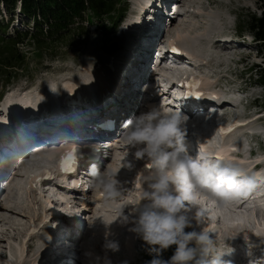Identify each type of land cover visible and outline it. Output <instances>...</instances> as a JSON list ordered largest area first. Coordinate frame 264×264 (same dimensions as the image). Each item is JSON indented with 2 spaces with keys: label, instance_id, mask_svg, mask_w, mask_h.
I'll return each instance as SVG.
<instances>
[{
  "label": "rangeland",
  "instance_id": "rangeland-1",
  "mask_svg": "<svg viewBox=\"0 0 264 264\" xmlns=\"http://www.w3.org/2000/svg\"><path fill=\"white\" fill-rule=\"evenodd\" d=\"M199 1L200 0L196 1L198 3L197 5L198 8L200 5ZM211 1L212 0H205L203 7H208L211 10V12H218L221 10L224 16V19L223 21L217 24L218 28L216 30L212 32H207L206 34L203 35L204 28L201 24L203 23L204 19L202 20L201 18L200 21L202 23L200 21L197 22V24L200 25L199 33L203 35V37L205 38H210L213 36V34L217 35L218 31L221 30L222 32L227 34L226 36H229V35H237V36H230L227 38H220V37L216 38V36H214L213 38L217 40V42L215 43L216 49L211 47V41H210L211 39H209L208 44L211 49L209 51L213 53V58H214V55L216 56L221 55L223 51L225 53H229V55H227L226 57V59H229L227 60L229 61V63L223 66H219L218 63L224 61L223 59L218 60V61L216 60L218 66L214 64L216 62L211 63L210 71L206 69L205 72L207 75H213L211 77H214V79H211L210 77H205L203 75L200 76L201 78L198 79V82L200 83L199 90L205 91L206 93H210V94L221 95L223 93V92L221 93V91L226 92L224 88L222 87H223V83L226 84L227 82L229 84L225 86H228L231 88L235 87V89L233 90H236L237 92H239L240 90H246L248 92H251L252 90V93H253L251 94L253 95L252 99L260 98L259 101L255 103V106L251 104L249 106H246L245 100H244L242 102L241 108H236L232 106H230V108L232 109V113L235 114L233 115L234 118L239 117L240 119L241 117H246V116L252 117L254 114H259L263 116V119L256 118V120L247 121V123L250 122L249 124H247V126L245 125L240 126L238 131L235 130V131L230 132L226 136L224 135L223 140L221 139V135L217 133V130H214V134L218 136L219 142L222 141L220 144L221 148L226 147L225 154H223V156H230L229 160H231V156H234L235 162L242 164L241 166L242 168H248L251 165H254V162H252L253 160L252 159L249 160V156L259 155V157L256 158L254 161H256V163L260 162L264 164V107H263L264 106V91L260 85L250 82V75L252 74V70L258 65H263V62H262L263 58L261 54L259 53V49H258L260 45L256 41H254V37L252 36V33L248 28L249 24H251L250 23L251 19L253 17L255 18L259 17L261 13L263 12L262 10H260L261 8H263L262 0H248V1L247 0H239V1L238 0H216L219 3L216 6L211 4ZM122 3L123 4L116 6V15L122 13L124 17L122 20H120L117 23L118 25L116 28L111 29L112 27L111 17L107 16V17H103L102 19H98L95 16H93L90 19H85L84 22L82 23L85 29L76 30V32H74V34L66 42L59 43V45L56 46L57 48L56 51H54V49H52V51H43V52L40 50L41 56L37 57V54H34L35 48L32 46L31 40L27 39L25 41L26 43L20 45V49L27 56L26 63L28 66H26L22 71L16 72V75L15 73H12V78L10 80L0 81V105L6 103L5 106H6L7 112H10L7 119L12 121L13 124L14 122H16V125H18V126H15L12 124L14 128L10 126L12 128V131L15 132L14 138H16V140L20 139L19 137H21L22 134L24 135L23 139L21 138V142L23 143L25 142L24 139H26V137H36L37 136L36 134L37 132H33L31 130L24 131L21 134V136L17 133L19 128L23 126L22 123H25V124L31 123L33 122L32 118L37 117V116L35 115L30 116V117L25 116V114L30 109L29 107H35V105L25 107L26 105L25 103H23L22 105L18 107L16 106V104H14L16 107V110L14 108L15 111L13 110V112H11L10 111L11 108L10 109L8 108L7 102H9L8 100H12V99L16 100L18 98L20 99L23 98L26 102H27V99H30L31 102L35 101L36 103L35 99L37 97L43 96L46 100L45 103L48 104L47 110L51 111V113H49L48 115L53 113L56 115V118H62V115L66 116L69 112L71 113V111L69 107L67 108L64 105L61 106L58 101L53 99L52 94L62 97V101L68 98H74L73 100H76V102H80L81 100H86L84 102L81 101L80 103L85 106L86 105L88 106V104L89 106H94L93 107L94 109H97V107H100V105L98 104H101L104 100H106L108 103L107 105L108 110H111L114 108L116 109L121 108L120 111H122V113H126V110H123V107L126 108L127 106L125 105L131 101L132 93L131 95H127L125 93L130 92L131 89L133 90V84L137 82V80L144 74L143 71H145V69H148V66H150V63H149L150 55H143V57H141V60L145 59V64L143 63L140 66L137 65L136 66L137 68L131 69L130 74L126 75L128 78L127 81H129L130 85L129 87L121 89V84L118 81L119 80V72H118L119 68L118 67H121V66L119 64L120 62L117 63V59H119L120 61V58L122 57L121 54L123 53L124 45H121L120 43L123 42L125 44V40L127 37V30H125V28L129 27L126 19H127L128 14L131 12L130 5H132V9H135L136 8L135 4L137 3L138 5V3H140V0H125V1L123 0ZM18 11L19 9L17 10V12ZM8 17H9V13L3 7L2 0H0V20L3 18L5 20V18H8ZM13 19H14L15 25H14V28L9 27V31L7 34L8 36H12V33L15 28H18V30L21 29L23 33L28 31L27 26L24 25L23 19H21L20 16H14ZM164 19H165V16H164ZM160 24L161 22H159V25L157 26L158 29H159ZM178 25L179 24H174L172 26H178ZM32 27L33 25L29 26L31 30H32ZM158 33H159L158 34L159 37L153 39L155 41L154 48H157V39L162 37V34H163V32L160 33V31H158ZM138 38H141V37H138ZM165 39L167 40L169 39L168 33L165 36ZM212 45H214V43H212ZM128 47L127 49L125 48L126 50L124 54L128 50ZM240 47H243V48H240ZM218 48H220V50ZM233 48L238 49V52L236 54L229 52ZM156 51L157 49L154 52L155 54H156ZM248 54L250 55V57H246ZM244 55H245L244 57L245 59L241 60L242 56ZM124 56L122 58L121 64H123ZM239 57L241 58L240 59L241 60L240 63H242L241 66L235 62H231L234 58L237 59ZM137 59H139V56H137ZM110 63H112L113 66L110 65ZM140 69H141V72H139ZM227 71L228 73L226 74ZM11 72H14V71H11ZM146 73L149 74V71L147 70ZM226 77L228 78L225 79ZM218 81H220L219 84L222 85L219 88L216 86V83ZM84 84L92 85L95 88V91L91 92L90 94H87L84 89L85 88ZM237 89H240V90H237ZM199 90H196V91L199 92ZM117 92L118 93L122 92V95H119L120 99L118 100L116 97L117 95L115 94ZM232 95L234 96V98L232 96V99H231L232 101H235L236 97H239L236 95L235 91L233 92ZM249 101L247 100L246 103H248ZM116 105H118V108L116 107ZM87 106L85 108H81L82 106H79L78 103H76L74 109H72V112L74 111L76 113L80 111L79 108L85 110V112H83L85 113L83 114L85 120L83 121L82 119V120L75 121L77 125L87 126V123H88L87 117H89V114H90L89 106L88 107ZM222 107L218 106L216 107V109H219V108L222 109ZM43 108L45 107H42V109ZM56 109H59L60 111L57 112ZM46 112H49V111H46ZM13 113H15L14 115L19 114L18 117L17 118L12 117L11 115H13ZM20 113H24V115H20ZM33 113L35 114V111ZM97 113H99V111L96 112L95 115ZM222 117L225 119V122H227V120H231L230 116H222ZM105 120L107 121L108 119H104L103 117V119L99 123L105 122ZM53 121L56 122L55 119H53ZM75 123L73 124L67 123L66 126H64L63 128H68L67 125L73 126ZM46 126L49 129L52 128V126L49 124H46ZM40 128H44V125L43 124L40 125ZM245 131H249L251 132V134L243 136L244 137L243 142L246 144H244L243 151L241 152L240 149L242 147V144L236 143V141H238L237 138L242 137ZM49 132H50L49 130L44 131V133L47 135ZM257 132L260 133V137H261L258 140L256 138ZM29 142H30V139H29ZM252 143H256V146H257L256 149H253ZM25 144L29 145L27 142H25ZM228 144H236L237 147L229 146ZM72 145H75V144H72ZM17 147L18 145H15V148ZM28 149H29L28 146H26V149H24V151H26L27 154L29 151ZM60 150L53 152L56 157H58L59 155H61L62 152L65 151V149H60ZM130 150L132 149H129V150L127 149V151H130ZM116 151H120V153L123 154L122 159H126V160H125V163H121L122 160H119L118 162H120V164H118L117 167L114 166L113 168L111 166L112 168L111 171L113 172L117 171V174H119V176H127L129 180L132 181V183L130 185L129 184H126V185L130 186L129 188L131 189L132 192H134V188H135V190L138 191V194H141L142 186L139 183L140 177L138 175L144 171L143 165L146 164V161L144 159H136L135 156H132V153H133L132 151H130L131 155L126 154V149L125 151L124 150H116ZM219 151L220 153L221 151L223 152L222 149H220ZM47 152H50V151H47ZM238 153H243L241 156H246V157H243L241 158V160H239V158L236 157V154ZM33 154L34 152L30 151L29 155L31 156ZM127 158L129 161H127ZM16 162L17 160H15V157L10 158V162L5 165L8 172L10 171L11 167L15 165L14 163ZM123 166L126 168L122 169ZM15 168H17L16 165H15ZM134 168L137 171L135 172L136 178L135 176L133 177V174H134L133 172H129L130 169H134ZM261 169H264V166H261ZM8 172L6 175H8ZM18 172L20 173V171ZM14 174H15V171L14 173H11V178L19 181V178L15 177ZM46 180L48 179L46 178ZM120 181L121 180H119V185L120 183L122 184V182ZM28 186H29L28 189H26L27 194L24 198V202L26 203V205H29L28 212L26 214L18 213L20 215H18L17 219H15V221L21 224L18 227L20 228L19 230H21L22 235H19L13 238L10 235V233L12 232L9 231L5 233L3 232V230L5 229L0 227V251H1L0 252V264H60V263L63 264L61 260H63L66 263L68 262V264H72L73 262L76 264H98L96 257L97 256L103 257L105 255V251L102 246L104 244L105 237L110 233V230H111L110 227L108 226H103V228L97 227L96 219L94 218L93 214H90L89 217L87 216L88 220H84L85 229L83 231L82 229H80L81 231L80 230L74 231L75 229L68 227V224L70 223L69 222L70 220L68 219V224L66 228H68V230L72 234L75 235V238H78L77 241H80V239L83 240V241L81 240L83 243L80 247L84 248L83 246H85V248H87L88 252L86 254L89 256L90 261L88 260L89 261L88 263L84 261L85 259L82 257L84 256L83 253L80 256V258L82 257L81 259L83 260H75L73 259V257L71 256L69 257V255L67 257L64 256L61 258L60 256H62L63 253L58 254L60 251H56L55 246L57 245V242H55L56 239H54V237L55 236L59 237L61 236V234L63 235L65 232L64 230L61 229L62 227L59 223V218L53 217L54 219L50 218L47 220L45 218V215L49 213V210H52L53 212L58 213L57 212L58 210L56 209L57 206H55L56 201H57V197H55V195L64 194L65 190L60 191L59 189H57L58 190L57 191L55 189L57 187L55 186L54 188L51 187V191L55 193L53 194L54 195L53 198H56L55 204H53L54 205L53 207L54 210H53V208H51L50 206L51 204L50 202L49 203L46 202L44 204H41V203L33 204L35 200L34 189L36 187L37 188L36 190H38V193H39V188H42L41 182L35 183V181H30L28 183ZM133 196L134 195L131 194V196H127V199L129 200L131 199L130 197H133ZM81 197L82 199L87 198V197L83 198V196ZM95 199H96V195L94 192V194L93 193L90 194V198L84 199L85 200L84 202H86V205L90 204L94 208H95V205L101 208V205H100L101 203L97 205L95 202ZM130 201L132 202H130L129 204L128 202H126V204H123L122 206L124 208L125 207L128 208V206H130L131 208L132 204L137 202V200H132V199ZM78 202L81 203L82 201L78 200ZM7 203H10V201L5 203L6 206L8 205ZM1 214L2 212L0 213V215ZM10 214L11 213L9 212V214L7 215L11 217L12 214L11 215ZM91 215L94 218L93 220L90 219ZM102 215H104V213H102ZM105 215H106V218H108L110 222H113V221L115 222V220L118 219V215L117 213H114V211L107 212L105 213ZM187 215H189V217L192 218L193 227L186 228L185 231H192L193 229H195L198 232L201 230L206 231L208 226H211L212 228H215L220 231V232H217L218 237L216 239L218 240H215V245H216L219 239L222 238V247L219 246L217 247L219 248V250L216 249L218 252L220 250L221 252H223L225 239L229 237H233V241L236 244H239V241H237V239L240 238V240L242 239L243 242H246V243L251 242L258 246H264V239L262 238L264 234L263 233L261 235L258 234L257 228L255 226L256 221L262 222L263 220L264 222V218L262 217L256 216L257 219L253 220L254 221L253 223L250 221V223L247 224L248 228L238 229V231L235 230L236 232H231L229 229H226L224 226H220V224L216 226L215 221L217 220H214L213 222H211L212 224L210 223L209 225L207 224L204 225V223H197L195 220V217L194 218L191 217V214L187 213ZM76 218H79L78 214ZM76 218L74 220H76ZM0 220L2 219L0 218ZM49 220L51 221L50 223H49ZM74 220L72 221L75 222ZM10 223L11 224H8V226L6 227L8 230H11V228L14 225L13 224L14 222L13 223L10 222ZM61 223H63V220L61 221ZM99 223L102 224L101 222ZM104 225H106V223ZM116 233L121 235V237L117 235L113 236V240H116L119 243V251L117 252L108 251L107 252L108 257L111 260V264H122V262H125V261L127 262V264H145L146 261L152 258L141 247L143 242L135 238L134 234L131 233L129 230L120 228V232H116ZM86 234H88V236ZM29 239H32V241H30ZM66 239L68 240V238H64V240ZM84 239H86L88 242ZM58 245H60L59 242H58ZM174 247L175 246L163 252L162 254L163 259L167 260L173 255ZM80 261L81 263H79Z\"/></svg>",
  "mask_w": 264,
  "mask_h": 264
},
{
  "label": "clouds",
  "instance_id": "clouds-1",
  "mask_svg": "<svg viewBox=\"0 0 264 264\" xmlns=\"http://www.w3.org/2000/svg\"><path fill=\"white\" fill-rule=\"evenodd\" d=\"M183 120L180 111L159 105L124 121L120 140L127 149H135V158L144 159L146 166L138 175L139 200L127 214L124 208L117 209L118 219L130 224L128 230L143 242L141 247L152 257L145 264H225L208 232L185 231L193 227L187 212L190 206H199L195 220L201 223L206 209L200 195L218 204L247 196L264 185V171L245 170L235 161L203 151L192 157L184 142ZM116 174L93 165L91 185L107 198L118 199L122 190ZM173 246V255L163 259V252ZM102 247L105 255L96 257L98 264H111L107 252L119 251V243L106 238Z\"/></svg>",
  "mask_w": 264,
  "mask_h": 264
},
{
  "label": "bare ground",
  "instance_id": "bare-ground-1",
  "mask_svg": "<svg viewBox=\"0 0 264 264\" xmlns=\"http://www.w3.org/2000/svg\"><path fill=\"white\" fill-rule=\"evenodd\" d=\"M196 1L197 0H195V2ZM204 1L205 0H203V1L200 0L199 1L200 2L199 8L197 7V11H193L194 14H191L190 12H187V13H189V16L181 18V20L178 23L179 24L178 26H172L171 25L172 27L170 29H168V32H167L168 33V37H169L170 40L169 39L168 40L165 39V40L167 41V49H171L172 51H175V53H177V55H179V56H188V55L191 56L192 60H193V63H194L193 65L198 68V70H197L198 73L201 76L203 75L205 77H211L213 75H207L205 70L207 69V70L210 71L211 63L215 62L216 60L217 61L221 60V59L224 60V61L218 63L219 66H223V65H226L227 63H229V61H227L229 59H226V57H227V55H229V53H225V52L222 51L221 54L223 56L214 57L213 58V53H211L209 51L211 49H210V46L208 44V41L211 38H205V37H203V35L206 34L207 32H212V31L216 30L218 28L217 24L219 22L223 21L224 16H223L221 10L218 11V12H211V10L208 7H203V4L205 3ZM211 4L216 6L219 3L216 0L215 1L212 0ZM242 4H243V2H242ZM244 4H245V2H244ZM161 5L162 4H160L159 0H140V3H138V5H137L139 11L137 13L138 14V19H137L136 25L134 27V33H135L134 37L135 38H133V40H131L132 42L129 45L128 50L124 54L125 56H124L123 64L118 69V72H119V80L118 81L121 84V89L129 87L130 84H129V81H127L128 78H127L126 75L130 74L131 69L132 68L133 69L137 68L136 67L137 65L140 66L143 63L145 64V59L141 60V57H143V55H150V57H149L150 65H152L154 60H155V55L156 54L154 52H155L156 48H154L155 47V41L153 39L159 37V35H158L159 34L158 33L159 29H158L157 26L159 25V22L164 21V15L162 13V6ZM196 5H198L197 2H196ZM219 7H221V6H219ZM247 7H248V5H247ZM201 18H202V20L204 19L203 23L200 21ZM199 21L202 23L201 25L204 28L203 35H201L199 33L200 25L197 24V22H199ZM162 32L164 33V31H162ZM226 35H227L226 33H224L221 30H219L218 33H217L216 38L217 37L227 38V37H230V36H237V35H229V36H226ZM138 37H141V38H138ZM214 46L215 45H213V47ZM214 49H216V48L214 47ZM157 52H158V50L156 51V53ZM229 52H231L233 54H236L238 52V49L237 48H233ZM160 54H162V53H160ZM137 56H139V59H137ZM244 57H245V55L242 56L241 60H244L245 59ZM246 57H250V55L248 54ZM147 70L149 71V74L146 73ZM139 72H141V69L139 70ZM143 72H144V74L135 83L140 85L143 81H147V80H144V79H146L149 75H152L151 74V69L149 67H148V69H145V71H143ZM220 81H218L216 83V86L218 88L222 86V85L219 84ZM135 83L133 84V90L131 89L130 92L125 93L127 95H131V93H132V99L128 103L129 104L128 107H130V108H132L131 106L136 105V98L138 96V93H140L139 89H134ZM147 83H150V82H147ZM143 84H146V82H144ZM84 86H85V88H84L85 92L87 94H90L91 92L95 91V88L92 85H90V84H84ZM139 88H140V86H139ZM115 94L117 95L116 97H117V100H118V99H120L119 95H122V92H119V93L117 92ZM52 95H53L52 96L53 99L58 101L61 106L64 105L63 102H62V97H60L58 95L56 96L54 94H52ZM205 96L206 95H204L203 97H205ZM224 97L225 96H222L221 99L224 98ZM233 98H234V96H233ZM35 100H36V103H35V101L31 102L30 99H27V102L23 98H21V99L18 98L16 100L12 99V100H8L9 102H7V106H8L9 109L11 108V110H10L11 112H13L14 108L16 110V107H15L14 104H16V106L18 107V106L22 105L23 103L26 104L25 107H29V106L35 105V107H34L35 113L39 109H42V107H45L46 109H48L47 108L48 104L45 103L46 100H45V98L43 96L42 97H37ZM102 103L108 105L106 100H104ZM98 105H100V104H98ZM116 107L118 108V105H116ZM120 109L121 108H118V109L114 108L113 109L114 110L113 114L106 115L104 117L105 118H109V119H114V121H115L114 122V131L117 130L118 132H120V134H122V132H123V129H122V122L123 121L122 120H125L126 118H128V111H126V113H122V111H120ZM214 109L216 110V107ZM32 111L34 112V110L30 108L28 110V112L25 114V116L26 117H30V116L35 115V116L44 117V116L48 115L49 113H51L50 110H49V112L40 111V112H38L36 114H34ZM15 113H13V115H11V116L14 117V118H17L19 114L14 115ZM103 113H107V111H105ZM20 115H24V113H20ZM95 116L96 117H102L103 114L99 112ZM69 121L70 120L64 121V122L67 123ZM83 121H81V122H83ZM207 121H208L209 126L211 128L210 130H212L213 133H214V128L212 127L211 122L209 120H207ZM249 123H247V124H249ZM12 124H13L12 121H10L9 125L12 128H14L13 125L18 126V125H16V122H14L13 125ZM247 124L245 126H247ZM0 129H1V125H0ZM235 130L238 131L239 128L234 129L232 131H235ZM85 131L89 132V127L88 126L77 125L75 123L72 128H62V129H60V132L65 133V134H60L58 136H60L61 138L62 137L63 138H69V137L72 138V137H75L76 134L84 133ZM13 133L15 134L14 131H13ZM250 133L251 132H249V131H245V133H243L241 138H244L243 137L244 135H248ZM48 135H54V133L50 131L48 133ZM82 135L85 136L84 134H82ZM88 135L94 136V134L91 133V132ZM213 135H215V134H213ZM23 136L24 135L22 134V136L19 137L20 139H17L16 143L12 144L11 146L8 145L7 148H6V152L5 151L0 152V168L2 167V164L6 163V162L8 164L10 162V158H12V157H15V160H17V158H19L20 156H15V155L20 153V152H22V150H23V152L25 154L24 159L21 156L20 158H22V159L20 160V162H18V160H17L18 170H16V172H15L16 175L14 174V176L19 178V181L11 179V182L9 184V187H10L9 191L11 193L9 195L10 198H8L6 202L10 201V203H7L8 204L7 207H9L10 209L6 210V212L8 214L10 212L14 216H12L10 214L11 217H9V218L8 217H0L2 219V220H0V227L5 229V230H3V232H5V233H7L9 231L12 232V233H10V235L13 238H15V237H17L19 235H22V232H21V230H19L20 228L18 227L21 224L19 222L15 221V219H17L18 215H20L18 213H21V214L25 213L26 214L28 212V206L29 205H26V203L24 202V198H25V196L27 194L26 189H28V187H29L28 183L30 181H35V183L36 182H41L42 183V188H39V193H38V190H36L37 189L36 187L34 189L35 200H34L33 204H37V203L44 204L46 202H48V203L50 202L51 203L50 204L51 208L54 207V205H53L54 203L51 201V199L54 197L53 192L51 191V187L55 186V187H57L56 189H59L60 191H62L61 188H58L59 186H67V188H69L73 184H76L75 180L70 182L68 180V176H61L62 175L61 174L62 171H61V168H60V163L58 164L57 160H58L59 157H65V156L56 157L53 152H47V150L43 151L42 149H44V148H41V147H37L35 149H32L31 152H34L33 155H31V156L27 155V152L24 151V149H26V146H28V148L30 149V145H26L25 142L24 143L21 142V138L23 139ZM29 138L30 137H26L27 141H29ZM12 139L14 140V138H12ZM77 142H80V144L84 143L82 139H79V141H77ZM120 142L123 143L121 140H120ZM15 145H18V147L15 148ZM64 145H66L65 142H64ZM75 145H77V144H75ZM119 145H121V144L119 143ZM124 147L127 148L126 146H124ZM225 148L226 147H222V148L220 147V149L223 150V152L221 151L222 154H225ZM114 150H124L125 151V149H118V147L114 148ZM62 151H64V150H62ZM130 151L133 152L132 156H134L135 149H132ZM130 151H127V149H126V154L127 155L130 154ZM61 154L64 155L65 152H62ZM230 154H231V152H230ZM225 157H227L228 160L230 158V156H225ZM101 160H103V159L101 158ZM119 160H122L121 163H125L126 159H119ZM127 161H129L128 158H127ZM112 168L110 167V170ZM125 168L126 167H124V166L122 167V169H125ZM18 171H20V173ZM115 172L117 173V171H115ZM129 172H133L134 173L133 177L135 176V178H136V173L135 172H137V171L135 170V168L134 169H130ZM87 175H85V176H87ZM46 178L48 180H46ZM72 178H74V177H72ZM116 179H118V181L121 180L120 182H122V184H124V185H126V184L130 185L132 183V181H130L127 176H119V174H116ZM61 181H64L65 184L63 183V185H58V183H60ZM128 182H130V183H128ZM62 189H63V191L65 190L64 194L55 195V197H57V201H56L57 207H56V209L59 210L58 207L60 205V206H64L65 208L74 209V210L78 211L79 205H78L77 202H75V201H77L76 198H74V195H76V194L72 193L73 190L67 191V189H64V188H62ZM136 191L137 190H134V192H135L134 196L130 197V198L132 200H137L138 201L139 197H140V194H138V191L137 192ZM94 192H95V195H96L95 202H96L97 205L99 203H101L100 204L101 208H99L96 205H95V208L91 207L90 204H89L88 207L90 208V210L92 209L91 210V214H93L94 218L96 219L97 227H102V228H103V226L110 227V229H111L110 233L106 237L104 236L105 239L107 238V239L113 240V236L114 235H117V236L121 237V235L117 234L116 232H120V228H124L125 230H128L129 227H130V224H122L119 219L115 220V222L114 221L110 222L108 220V218H106L105 213L111 212V211H114V213H117V209L124 208L122 206L123 204H126V202H128V204L130 202H132V201H130L131 199H129V200L127 199V196H131V194L125 190V192L122 191V196L120 198L112 200V199L107 198L105 196V194L103 193V191L101 189H99V188H95ZM50 193H51V195H50ZM72 197L75 199V201L73 203L69 202ZM202 197H203V195H200L199 199H201ZM206 199L207 198L205 197L203 200H206ZM200 202L203 205V207L206 209V218L201 222V223H204V225H206V224L209 225L214 220H217V221H215V223H216L215 225L216 226H218V224H220V226H224L226 229H229L231 232H236L235 230L238 231V229L248 228L246 225L248 223H250V220L248 219V216L246 214H242L241 215L239 209L241 210L242 207L238 208V207H236V205H230L232 208H229L230 209L229 210V209H226V208L223 209V207L219 206L217 202H215V204H208L205 201H200ZM9 204H11V205H9ZM85 204H86V202H83V205H85ZM227 204L229 205V203H227ZM129 209H130V206H128V208L125 207L124 208V212L127 213L129 211ZM53 210H54V208H53ZM198 210H199V206L190 207L187 213L191 214V217L194 218L195 215H196V212ZM1 212H2V214H4L3 210H0V213ZM77 213L78 212H75V213H73V215L77 216ZM102 213H104V215H102ZM255 213L256 212L253 211V212L250 213V215L253 216V214H255ZM261 216L262 215L257 214V217H261ZM94 218L91 215L90 219L93 220ZM69 220H70L69 221L70 223L68 224V227L75 229L74 231L80 230V229H78V226H76L73 223V221L71 219H69ZM10 222H12V223L14 222L13 224L14 225L17 224V225L16 226L13 225L11 230H8L6 227L8 226V224H11ZM99 222H101L102 224H100ZM105 223H106V225H104ZM117 225H119V226H117ZM255 226L257 228V233L258 234H260V235L262 233L264 234V222H263V220H262V222H257L256 221L255 222ZM206 231H208V233L210 234V236L212 238L215 237L214 239L218 240L216 238L218 237L217 236L218 235L217 232H220L219 230H217L215 228H212L211 226H208ZM86 235L88 236V234H86ZM262 238L264 239V236H262ZM75 239L76 240H74V241L77 244V248L76 249H78L79 254L84 252L83 253L84 256H82V257L85 259V262L88 263L90 261L89 260L90 259L89 256L86 254L88 252V250H87V248H85V246H83L84 248L80 247L82 245V243H83L82 242L83 240L80 239V241H77L78 238H75ZM29 240L32 241V239H29ZM84 240H86V239H84ZM114 241H116V240H114ZM240 242H241V244H240ZM225 243H229V245L232 246L233 248H236V247L242 245V246H244L243 248L248 249L250 252H252L253 249H254V248H251L252 244H250V246H249L246 242H243L242 240L239 241V244L234 243L233 237L226 238L225 239ZM215 246L222 247V238L219 239L218 243ZM217 247H216V249L219 250V248H217ZM223 249H224L223 252H225L226 249L225 248H223ZM220 252H221V250L219 251V253Z\"/></svg>",
  "mask_w": 264,
  "mask_h": 264
},
{
  "label": "trees",
  "instance_id": "trees-1",
  "mask_svg": "<svg viewBox=\"0 0 264 264\" xmlns=\"http://www.w3.org/2000/svg\"><path fill=\"white\" fill-rule=\"evenodd\" d=\"M122 1L2 0L9 17L0 20V81L10 80L12 73L16 75V72L28 66L27 56L20 49V45L26 43L27 39L31 40L35 48L34 54L39 57L41 51H52V49L56 51V46L66 42L76 30L85 29L82 25L85 19L93 16L102 19L109 16L112 22L111 29L116 28L117 23L124 17L122 13L116 15V6L123 4ZM262 4L263 8L260 10L263 12L259 17L251 19L248 28L254 40L260 45L258 49L263 58V65H258L252 70L250 82L260 85L264 91V0ZM14 16L23 19L28 31L23 33L15 29L12 36H8ZM30 25H33L32 30L29 28Z\"/></svg>",
  "mask_w": 264,
  "mask_h": 264
},
{
  "label": "snow or ice",
  "instance_id": "snow-or-ice-1",
  "mask_svg": "<svg viewBox=\"0 0 264 264\" xmlns=\"http://www.w3.org/2000/svg\"><path fill=\"white\" fill-rule=\"evenodd\" d=\"M74 158H75V149L72 152L68 153L66 158L63 160L62 169L65 171L70 170V166L73 163Z\"/></svg>",
  "mask_w": 264,
  "mask_h": 264
},
{
  "label": "water",
  "instance_id": "water-1",
  "mask_svg": "<svg viewBox=\"0 0 264 264\" xmlns=\"http://www.w3.org/2000/svg\"><path fill=\"white\" fill-rule=\"evenodd\" d=\"M110 60V59H109Z\"/></svg>",
  "mask_w": 264,
  "mask_h": 264
}]
</instances>
